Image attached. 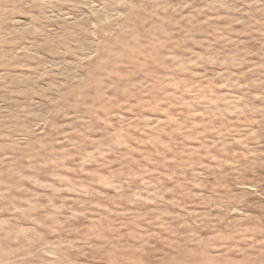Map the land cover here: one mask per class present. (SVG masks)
Segmentation results:
<instances>
[{
	"label": "rangeland",
	"instance_id": "rangeland-1",
	"mask_svg": "<svg viewBox=\"0 0 264 264\" xmlns=\"http://www.w3.org/2000/svg\"><path fill=\"white\" fill-rule=\"evenodd\" d=\"M0 264H264V0H0Z\"/></svg>",
	"mask_w": 264,
	"mask_h": 264
}]
</instances>
